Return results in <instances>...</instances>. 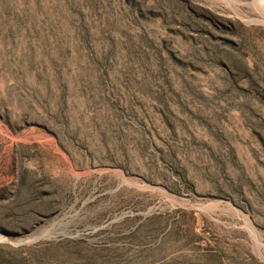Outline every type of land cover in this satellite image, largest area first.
Segmentation results:
<instances>
[{"label": "rangeland", "instance_id": "rangeland-1", "mask_svg": "<svg viewBox=\"0 0 264 264\" xmlns=\"http://www.w3.org/2000/svg\"><path fill=\"white\" fill-rule=\"evenodd\" d=\"M0 264H264V0H0Z\"/></svg>", "mask_w": 264, "mask_h": 264}]
</instances>
